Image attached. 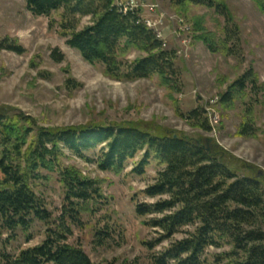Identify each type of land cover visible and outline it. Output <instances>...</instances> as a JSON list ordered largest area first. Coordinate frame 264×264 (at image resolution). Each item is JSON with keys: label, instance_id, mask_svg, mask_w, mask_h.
<instances>
[{"label": "trees", "instance_id": "trees-1", "mask_svg": "<svg viewBox=\"0 0 264 264\" xmlns=\"http://www.w3.org/2000/svg\"><path fill=\"white\" fill-rule=\"evenodd\" d=\"M36 15L52 20L69 46L77 49L91 64L101 63L105 73L117 79L159 77L172 91H180L176 52L164 47L155 30L144 24L138 11L124 13L115 0H26ZM264 12V0H253ZM213 8L226 19V39L239 42V33L230 27L231 12L223 0H177ZM177 4V3H176ZM84 17L91 23L81 27ZM53 26V25H52ZM195 36L211 50H218L215 36L202 21L195 23ZM134 47L145 55L132 62L120 59V52ZM0 49L17 53L24 47L9 38ZM228 50H233L228 46ZM258 76L249 70L223 94L231 102L248 84L258 87ZM205 111L188 115L202 128L209 129ZM250 133V124L240 127ZM143 152L134 167L146 173L151 160L162 169L155 182L143 192L155 202H138V216L160 236L145 244L153 249L177 234L159 254L155 264H264V177L240 161L236 162L217 145L203 143L183 133L161 132L136 122L93 123L79 126L49 127L24 111L0 106V237L18 230L28 232L35 220L45 223L46 238L38 245L21 250L16 256L2 252L0 264H96L80 245L67 242L72 226H82L86 214L95 213L107 203L102 181L90 177L64 158L76 156L96 163L104 171L121 172L127 161ZM235 165V166H234ZM243 166V167H242ZM248 169L245 174L240 169ZM243 170V169H242ZM46 172V173H45ZM56 173L64 198L61 214L55 217L36 185ZM112 230L99 229L95 241L103 245ZM210 247L224 249L210 256ZM105 264H138L136 260L114 258Z\"/></svg>", "mask_w": 264, "mask_h": 264}, {"label": "rangeland", "instance_id": "rangeland-1", "mask_svg": "<svg viewBox=\"0 0 264 264\" xmlns=\"http://www.w3.org/2000/svg\"><path fill=\"white\" fill-rule=\"evenodd\" d=\"M151 1L139 3V13L145 18L162 16L159 27L164 47L176 52L180 91L162 85L157 75L131 80L107 75L103 64L86 61L68 45L58 25H51L52 20L60 19L58 13L36 15L28 9L26 0H0V41L9 38L25 49L22 53L0 49V106L20 109L49 127L132 121L161 132L183 133L217 145L233 160L264 177V12L253 0H223L233 19L230 27L239 33L240 40L236 42L226 39V19L213 8L155 0L157 6L151 13L146 6ZM181 20L187 25L184 30L180 29ZM199 21L215 36L218 50L213 51L196 39L194 25ZM90 23L91 18L84 17L81 27ZM228 46L233 50L229 51ZM144 55L130 47L120 52V59L132 62ZM250 69L258 76V87L248 84L231 102H223V94ZM195 109L205 111L209 129L189 119ZM245 123L250 124V133L241 135L239 130ZM142 157L140 152L129 159L121 172L101 170L96 163L76 156L64 158L65 163L100 179L107 197L102 208L98 206L95 213L84 215L82 226H72L67 240L80 245L96 264L114 258L155 264L153 255L183 237L182 233L177 234L153 249L145 244L160 234L144 223L150 216H138L135 207L138 202L158 200L143 191L155 182L162 166L151 160L146 173L138 175L133 169ZM247 168H241L240 173H247ZM49 176V180H42L35 187L58 217L63 188L56 173ZM47 228L35 220L28 232L18 230L13 238L4 233L0 237V255L7 252L16 256L21 250L40 244ZM99 229L112 230L103 245L95 241ZM225 249L228 247H210L207 254L213 256Z\"/></svg>", "mask_w": 264, "mask_h": 264}, {"label": "built area", "instance_id": "built-area-1", "mask_svg": "<svg viewBox=\"0 0 264 264\" xmlns=\"http://www.w3.org/2000/svg\"><path fill=\"white\" fill-rule=\"evenodd\" d=\"M116 5L119 7L120 11L124 12V13H128V12H136L138 11V13L140 12V4L139 3H145V0H115ZM150 4L146 5L150 12L153 13L154 9L156 8L157 2H155V0H152L151 2H148ZM140 15V13H139ZM140 19L144 24H151V29L155 30V33L157 35L158 38L162 39V33L160 30V24H162L163 20H162V16L159 17L158 19H154L151 17H143L142 15H140ZM181 26L180 29L184 30L185 28H187V25L184 23V21L181 20ZM163 40V39H162Z\"/></svg>", "mask_w": 264, "mask_h": 264}, {"label": "bare ground", "instance_id": "bare-ground-1", "mask_svg": "<svg viewBox=\"0 0 264 264\" xmlns=\"http://www.w3.org/2000/svg\"><path fill=\"white\" fill-rule=\"evenodd\" d=\"M147 25L151 27V25H150V24H147Z\"/></svg>", "mask_w": 264, "mask_h": 264}]
</instances>
